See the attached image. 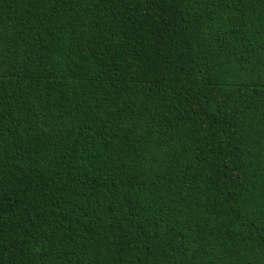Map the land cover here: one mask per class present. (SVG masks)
<instances>
[{
	"label": "trees",
	"instance_id": "obj_1",
	"mask_svg": "<svg viewBox=\"0 0 264 264\" xmlns=\"http://www.w3.org/2000/svg\"><path fill=\"white\" fill-rule=\"evenodd\" d=\"M0 264H264V0H0Z\"/></svg>",
	"mask_w": 264,
	"mask_h": 264
}]
</instances>
